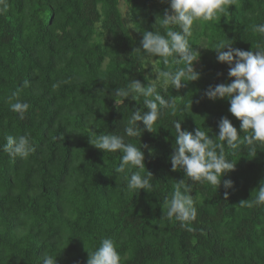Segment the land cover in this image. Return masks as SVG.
Masks as SVG:
<instances>
[{"label": "trees", "instance_id": "1", "mask_svg": "<svg viewBox=\"0 0 264 264\" xmlns=\"http://www.w3.org/2000/svg\"><path fill=\"white\" fill-rule=\"evenodd\" d=\"M123 1L128 20L122 0H5L6 10L0 5V264H45V253L57 264H86L85 245L94 251L104 238L115 242L121 264H264V204L238 205L254 200L264 181V146L257 144L252 155L243 145L233 150L225 144L226 159L236 166L220 187L186 180L197 209L194 231L169 220L162 209L175 184L186 179L183 169L171 170L176 122L215 139L227 117L244 135L230 100L205 93L234 79L212 49L220 40L245 51L264 49V34L252 30L264 25V0H235L217 19L194 22L188 39L200 52L193 65L200 78L182 81L178 90L169 84L167 92L151 63L172 72L184 65L170 58L165 66L147 56L142 39L145 31L166 36L156 22L171 11L170 0ZM25 80L30 87L20 101L29 108L21 120L8 98ZM133 80L155 82L165 99L175 97L176 113L163 110L155 132L137 122L140 134L130 137L124 129L133 112L150 110L143 97L113 93ZM26 134L34 151L27 159H12L3 145L9 136ZM101 134L119 135L144 153L141 175L153 174L151 192L127 190L125 174L115 171L123 153L89 143ZM136 171L127 170L128 178Z\"/></svg>", "mask_w": 264, "mask_h": 264}, {"label": "clouds", "instance_id": "2", "mask_svg": "<svg viewBox=\"0 0 264 264\" xmlns=\"http://www.w3.org/2000/svg\"><path fill=\"white\" fill-rule=\"evenodd\" d=\"M235 0H170V9L165 10L162 17H157V23L166 29V36L159 32L145 31L142 46L147 56L159 57L165 66L172 63L183 64L184 67L177 68L174 72L162 71L154 66L156 81L163 80L165 92L170 84L175 89L182 87V81L192 82L200 78V74L194 68V62L198 61L200 52L189 44L192 36L193 24L196 21L207 22L217 19L219 14L225 13L227 7L234 4ZM0 5L7 9L5 0H0ZM173 26L179 31L173 30ZM253 32L264 34V25L253 26ZM254 47V46H253ZM217 53V59L221 63H227L229 67L228 76L232 81L228 84H218L209 87L205 95L212 100L228 98L230 100L229 111L241 121L240 129L243 137L232 125L227 117H223L219 123V135L213 139L201 128L192 132L182 130L179 122L175 123L176 143L174 152L170 157L172 171L183 169L186 179L178 181L174 186L171 199H165L162 209L163 215L169 220L179 221L181 227L192 232L190 226L196 220L197 209L186 180L209 183L220 187L222 177L235 170V162H229L225 155V144L233 150L240 149L243 145L249 154L256 153V145L264 146V49L257 51H245L233 48L231 43L220 40L213 48ZM227 49V50H225ZM140 52L135 49L134 53ZM30 87L29 81L25 80L21 88H18L8 98L11 111L19 114L23 120L29 108L27 103L20 101L23 89ZM58 87V85H53ZM118 98H132L141 101L150 111L142 114V110L133 112L124 131L128 136L139 135L134 125L143 121L149 132H155V124L162 115L163 110L171 109L173 115L176 113L175 97H165L157 92L155 82L144 86L139 80H133L127 89L118 88L114 93ZM15 100L13 103L12 101ZM120 99L116 100L119 108ZM192 108V101L187 104ZM30 134L20 136H9L7 143L3 145V151L12 159L19 157L27 159L34 148L29 139ZM89 143L95 148L106 153L120 151L123 153L121 164L115 169L119 174H125L127 190L130 192L146 189L151 192L150 183L153 174L149 171L147 177L141 172L145 168L144 153L134 145L124 142V139L116 134H101L96 139L90 138ZM138 168L140 171L133 172L130 179L126 172L129 169ZM118 182V181H117ZM226 188H231V180L223 181ZM183 189V191H182ZM225 193V200L227 199ZM264 204V181H261L255 199L241 200L240 207L251 208L255 205ZM88 252L86 264H121V256L117 251L115 242L110 238H104L100 246ZM45 264H57L56 258L45 253Z\"/></svg>", "mask_w": 264, "mask_h": 264}, {"label": "rangeland", "instance_id": "3", "mask_svg": "<svg viewBox=\"0 0 264 264\" xmlns=\"http://www.w3.org/2000/svg\"><path fill=\"white\" fill-rule=\"evenodd\" d=\"M168 0H166V2H167ZM121 8H122V11H123V13L126 15V17H127V11H128V8H127V6H126V4H125V2L122 0V2H121ZM127 20H128V17H127ZM129 22V21H128ZM154 66L155 67H157L156 66V64L154 63V61L151 63V65H150V67H151V70L153 71V73L155 74V72H154ZM199 65H197V67H198Z\"/></svg>", "mask_w": 264, "mask_h": 264}]
</instances>
